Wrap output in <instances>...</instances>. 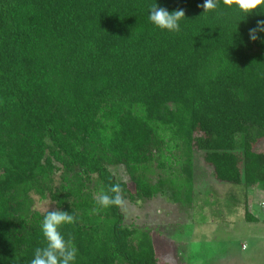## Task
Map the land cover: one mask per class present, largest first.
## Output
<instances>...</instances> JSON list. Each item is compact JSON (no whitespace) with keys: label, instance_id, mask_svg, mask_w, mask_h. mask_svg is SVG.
<instances>
[{"label":"trees","instance_id":"1","mask_svg":"<svg viewBox=\"0 0 264 264\" xmlns=\"http://www.w3.org/2000/svg\"><path fill=\"white\" fill-rule=\"evenodd\" d=\"M261 142L264 0H0V264H187L121 201L263 196Z\"/></svg>","mask_w":264,"mask_h":264},{"label":"rangeland","instance_id":"2","mask_svg":"<svg viewBox=\"0 0 264 264\" xmlns=\"http://www.w3.org/2000/svg\"><path fill=\"white\" fill-rule=\"evenodd\" d=\"M255 150L263 152L264 142ZM110 171L116 180L129 182L124 167ZM262 194L259 190L245 191L241 185L216 182L212 168L203 162V152H195L191 210L183 211L164 197L136 203L122 200L120 209L125 226L149 228L167 238L187 240V264H262L264 210L256 206ZM35 199V211L54 209L48 200ZM246 201L249 212L258 217L259 223L245 221Z\"/></svg>","mask_w":264,"mask_h":264},{"label":"crops","instance_id":"3","mask_svg":"<svg viewBox=\"0 0 264 264\" xmlns=\"http://www.w3.org/2000/svg\"><path fill=\"white\" fill-rule=\"evenodd\" d=\"M264 196V195H263ZM264 203V197L260 200V201H258L257 203H256V206H257V208H261L262 210H264V204H262L263 206L261 207L260 205H259V203ZM259 205V206H258ZM252 214V213H251ZM253 216H254V218H255V221H253V222H255V223H259V219H258V217L257 216H255L254 214H252Z\"/></svg>","mask_w":264,"mask_h":264}]
</instances>
